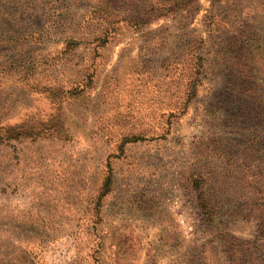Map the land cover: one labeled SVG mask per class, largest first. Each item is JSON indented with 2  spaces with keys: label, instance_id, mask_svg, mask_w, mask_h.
Listing matches in <instances>:
<instances>
[{
  "label": "rangeland",
  "instance_id": "obj_1",
  "mask_svg": "<svg viewBox=\"0 0 264 264\" xmlns=\"http://www.w3.org/2000/svg\"><path fill=\"white\" fill-rule=\"evenodd\" d=\"M162 1L0 0V264L264 244V0Z\"/></svg>",
  "mask_w": 264,
  "mask_h": 264
},
{
  "label": "trees",
  "instance_id": "obj_2",
  "mask_svg": "<svg viewBox=\"0 0 264 264\" xmlns=\"http://www.w3.org/2000/svg\"><path fill=\"white\" fill-rule=\"evenodd\" d=\"M192 1L193 0H163L160 6L154 8L153 14L156 17L164 16L165 12L177 11L188 7ZM146 14H148V12ZM28 125L29 126L18 125L2 128L1 130H4V133L3 135L0 133V139L19 138L21 136L39 137L42 131H36L33 125ZM201 196H203L201 199V203L203 202V208L204 206L207 208L206 211H203L204 219L212 223L216 221V216L212 208V200L210 196ZM225 254V264H264V244H258L252 246V248H246L237 241L225 249ZM0 262H3L1 258Z\"/></svg>",
  "mask_w": 264,
  "mask_h": 264
}]
</instances>
